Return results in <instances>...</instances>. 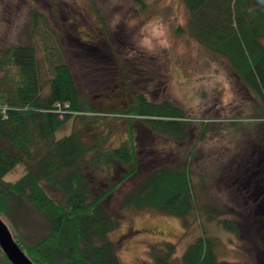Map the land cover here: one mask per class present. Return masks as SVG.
Segmentation results:
<instances>
[{"label": "trees", "instance_id": "obj_1", "mask_svg": "<svg viewBox=\"0 0 264 264\" xmlns=\"http://www.w3.org/2000/svg\"><path fill=\"white\" fill-rule=\"evenodd\" d=\"M179 1L188 13L187 34L227 62L264 114V0ZM129 2L140 10L147 6V0ZM175 30L183 32L181 27ZM37 51L38 45L20 42L0 53V219L9 223L13 240L27 258L33 264H121L108 235L126 213L172 216L186 228L196 209V193L213 179L206 174L194 177L191 168L205 128L190 145L188 136L194 130L182 108L151 103L142 95L120 112L95 107L60 55L50 60L48 52L40 59ZM44 62L47 80L41 72ZM104 113L129 117L126 136L115 147L108 145L112 130L98 132L91 141L80 129L57 136L68 120L83 121ZM140 125L186 147L173 149L177 160L151 159L144 165L135 141V128ZM17 166H23L25 173L14 182L6 181ZM113 166L123 172L93 196L97 172L109 179ZM142 169L139 180L121 192L118 209L110 210L106 202L112 193ZM231 172L220 178L227 183L234 179L227 185L238 188L246 171ZM257 178L256 185L263 189L264 168ZM221 226L237 233L233 222L223 220ZM148 250L152 264H171L175 245L163 241ZM216 253L214 239L200 236L179 260L181 264H237L220 260ZM0 264H11L1 249Z\"/></svg>", "mask_w": 264, "mask_h": 264}, {"label": "rangeland", "instance_id": "obj_2", "mask_svg": "<svg viewBox=\"0 0 264 264\" xmlns=\"http://www.w3.org/2000/svg\"><path fill=\"white\" fill-rule=\"evenodd\" d=\"M187 18L179 0H147L143 10L129 0H0V53L22 42L38 45L40 59L48 52L50 60L60 55L80 91L103 110L120 112L137 95L182 108L194 130L188 136L190 145L205 128L191 168L194 177L206 174L213 179L196 193L189 225L184 228L181 219L154 212L123 214L108 235L121 264H152L148 248L163 241L175 245L171 264H181L180 256L200 236L214 239L220 260L264 264V188L256 185L264 168V114L227 62L187 34ZM177 27L183 32H176ZM42 65L47 80V65ZM128 118L104 113L68 120L57 136L80 129L91 141L98 132L112 130L108 145L115 147L126 136ZM135 141L144 165L151 159L177 160L173 149L186 147L143 125L135 128ZM233 169L246 171L238 188L228 187L234 179L227 183L220 178ZM122 172L119 166L111 167L109 179L97 172L92 195ZM143 172L112 193L106 202L110 210L118 209L121 192ZM24 173V167L17 166L5 180L14 182ZM223 220L233 222L237 233L224 229Z\"/></svg>", "mask_w": 264, "mask_h": 264}, {"label": "water", "instance_id": "obj_3", "mask_svg": "<svg viewBox=\"0 0 264 264\" xmlns=\"http://www.w3.org/2000/svg\"><path fill=\"white\" fill-rule=\"evenodd\" d=\"M0 249L11 264H33L15 243L7 225L1 219Z\"/></svg>", "mask_w": 264, "mask_h": 264}]
</instances>
